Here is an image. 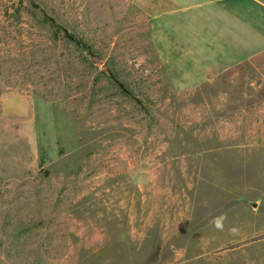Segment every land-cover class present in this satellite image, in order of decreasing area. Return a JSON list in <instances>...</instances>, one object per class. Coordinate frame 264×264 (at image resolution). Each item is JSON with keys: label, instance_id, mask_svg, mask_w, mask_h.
Here are the masks:
<instances>
[{"label": "rangeland", "instance_id": "374dc122", "mask_svg": "<svg viewBox=\"0 0 264 264\" xmlns=\"http://www.w3.org/2000/svg\"><path fill=\"white\" fill-rule=\"evenodd\" d=\"M160 7L0 0V264H264V50L194 69Z\"/></svg>", "mask_w": 264, "mask_h": 264}, {"label": "crops", "instance_id": "0c3cea01", "mask_svg": "<svg viewBox=\"0 0 264 264\" xmlns=\"http://www.w3.org/2000/svg\"><path fill=\"white\" fill-rule=\"evenodd\" d=\"M155 2L161 5L154 13L155 27L167 29L170 37L185 35L179 43L194 69L221 72L264 50V24H258V14L254 18L251 13L264 10V0Z\"/></svg>", "mask_w": 264, "mask_h": 264}, {"label": "trees", "instance_id": "16d2710c", "mask_svg": "<svg viewBox=\"0 0 264 264\" xmlns=\"http://www.w3.org/2000/svg\"><path fill=\"white\" fill-rule=\"evenodd\" d=\"M42 22H49L50 26L57 27L59 30L63 31V36L70 42H73L77 47L84 46L91 55H93L92 48L82 39H78L79 37L76 36V34L69 29V27L61 26L59 23L55 22L53 19L48 17L45 13H42ZM111 77L116 82V84L127 94L132 95V93L129 91V89L124 85L122 81H120L118 78L114 76L113 73H111Z\"/></svg>", "mask_w": 264, "mask_h": 264}, {"label": "water", "instance_id": "95a60500", "mask_svg": "<svg viewBox=\"0 0 264 264\" xmlns=\"http://www.w3.org/2000/svg\"><path fill=\"white\" fill-rule=\"evenodd\" d=\"M250 205H251L252 208H256L257 203L255 201L254 202H250Z\"/></svg>", "mask_w": 264, "mask_h": 264}, {"label": "clouds", "instance_id": "9594fccd", "mask_svg": "<svg viewBox=\"0 0 264 264\" xmlns=\"http://www.w3.org/2000/svg\"><path fill=\"white\" fill-rule=\"evenodd\" d=\"M216 227H218V228H219V227H220V225L217 223Z\"/></svg>", "mask_w": 264, "mask_h": 264}]
</instances>
